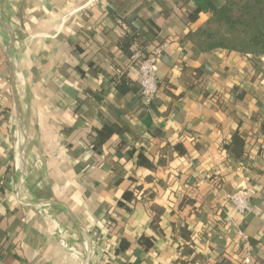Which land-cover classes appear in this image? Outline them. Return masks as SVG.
Returning <instances> with one entry per match:
<instances>
[{"label":"crops","instance_id":"obj_1","mask_svg":"<svg viewBox=\"0 0 264 264\" xmlns=\"http://www.w3.org/2000/svg\"><path fill=\"white\" fill-rule=\"evenodd\" d=\"M206 16L191 0H0V264H234L238 229L264 264V55L198 50L186 23ZM130 28L133 54L167 43L150 107L132 76L124 94L112 82ZM244 186L245 215L226 195Z\"/></svg>","mask_w":264,"mask_h":264},{"label":"trees","instance_id":"obj_2","mask_svg":"<svg viewBox=\"0 0 264 264\" xmlns=\"http://www.w3.org/2000/svg\"><path fill=\"white\" fill-rule=\"evenodd\" d=\"M197 9L204 14L206 18L199 26L192 28L188 22L184 32V38L193 43L200 51H226L236 52L238 54H250L253 58H258L264 55V0H191ZM137 38V31L133 28L128 29L126 34L118 39L117 45L122 52L130 58L132 56V46ZM256 65V61L253 60ZM183 70L192 72L193 79H197L202 75V70L198 67L189 66L186 63L182 64ZM251 72V71H250ZM249 72V73H250ZM115 75L112 78L115 89L119 93H126L128 90H134L131 85V76L137 82L130 70L122 73L120 76ZM190 83V82H189ZM192 83V82H191ZM191 83L189 85H191ZM161 87L166 88V85H161L158 82V91ZM157 91V92H158ZM236 91H239L236 89ZM157 95V94H156ZM244 90L236 94L237 98L242 99ZM180 136L190 138L198 151L202 144L198 135L193 133L188 128H183ZM169 148H171L169 146ZM168 149V148H167ZM165 153L155 160L156 166H164L167 161L172 159L171 151ZM222 181L217 179L215 186H220ZM138 188V187H136ZM232 192V191H231ZM206 199V198H205ZM195 198L188 193H183L179 203V209L190 203L192 210L199 214L196 206L194 207ZM181 234L184 238L189 237L190 230L186 226L181 229ZM242 254L241 242L236 250V258L232 254H227L224 260H229L234 264H239L238 258ZM219 264V263H215Z\"/></svg>","mask_w":264,"mask_h":264},{"label":"built area","instance_id":"obj_3","mask_svg":"<svg viewBox=\"0 0 264 264\" xmlns=\"http://www.w3.org/2000/svg\"><path fill=\"white\" fill-rule=\"evenodd\" d=\"M166 46L167 43L164 42L155 46L145 56L136 52L131 57L129 69L138 82L139 95L148 107L154 103L158 91L157 66ZM248 193L249 189L244 186V188H239L226 194L234 210L239 214L245 215V213L253 211L252 206L249 204ZM236 233H238L242 247V254L238 258L239 264H253L248 252L249 235L240 229H238Z\"/></svg>","mask_w":264,"mask_h":264}]
</instances>
